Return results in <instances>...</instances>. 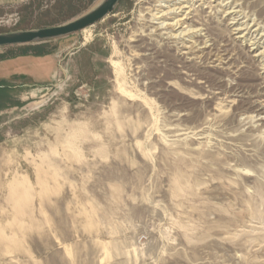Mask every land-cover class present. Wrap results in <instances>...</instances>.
<instances>
[{
    "label": "rangeland",
    "instance_id": "rangeland-1",
    "mask_svg": "<svg viewBox=\"0 0 264 264\" xmlns=\"http://www.w3.org/2000/svg\"><path fill=\"white\" fill-rule=\"evenodd\" d=\"M32 1L0 0V34ZM163 1L51 42L0 111V264H264V0Z\"/></svg>",
    "mask_w": 264,
    "mask_h": 264
},
{
    "label": "crops",
    "instance_id": "crops-1",
    "mask_svg": "<svg viewBox=\"0 0 264 264\" xmlns=\"http://www.w3.org/2000/svg\"><path fill=\"white\" fill-rule=\"evenodd\" d=\"M24 47L29 46L0 49V111L10 107L16 89L29 88L32 81L42 84L53 77L54 50L45 55L20 54L17 49Z\"/></svg>",
    "mask_w": 264,
    "mask_h": 264
},
{
    "label": "water",
    "instance_id": "water-1",
    "mask_svg": "<svg viewBox=\"0 0 264 264\" xmlns=\"http://www.w3.org/2000/svg\"><path fill=\"white\" fill-rule=\"evenodd\" d=\"M121 1L105 0L92 12L60 26L0 34V49L46 44L83 32L113 14Z\"/></svg>",
    "mask_w": 264,
    "mask_h": 264
},
{
    "label": "trees",
    "instance_id": "trees-1",
    "mask_svg": "<svg viewBox=\"0 0 264 264\" xmlns=\"http://www.w3.org/2000/svg\"><path fill=\"white\" fill-rule=\"evenodd\" d=\"M36 2L37 1L33 0L24 8L25 17L27 15L32 16V14L36 10H38L39 12L38 27L33 28L35 30L63 25L65 23L74 20V17H76L79 14V10L77 9L78 8L77 3H79L78 0H57L55 5L52 7V9L51 10L49 9L47 11H42L40 5L37 6ZM51 11H54L55 16L59 17L58 20H53L54 18H52ZM26 20L27 19L24 18L22 20V23H24ZM21 30L26 31V29H20L16 31L19 32ZM53 50L54 48L51 47V42L17 49V51H19L20 54L33 53L35 55L49 54ZM12 55L13 54H10V56Z\"/></svg>",
    "mask_w": 264,
    "mask_h": 264
},
{
    "label": "bare ground",
    "instance_id": "bare-ground-1",
    "mask_svg": "<svg viewBox=\"0 0 264 264\" xmlns=\"http://www.w3.org/2000/svg\"><path fill=\"white\" fill-rule=\"evenodd\" d=\"M195 0H164L163 2H165V5L163 7L165 8H169L171 7V5L175 6V4H179L180 7H177V8H174V9H170L169 8V12L168 13H161V15L159 14L158 16V19H163L165 18V16H172V15H176L179 14L180 12H186L185 10H188V11H191L192 8L195 6V3H194ZM197 1H202V2H206L207 0H197ZM200 3V2H199ZM161 6V5H160ZM162 7V6H161ZM187 11V12H188ZM181 14V13H180ZM190 15V14H189ZM192 15V14H191ZM232 15V14H231ZM187 17V16H185ZM233 20V19H232ZM236 20V19H235ZM181 21V20H180ZM180 23V22H179ZM177 24V23H175ZM238 24V22H237ZM173 24H167L166 27H171ZM164 26V25H163ZM247 28V27H246ZM240 29V28H239ZM257 31V30H256ZM189 32H192V33H197L196 30H190ZM245 32V31H244ZM187 33V32H186ZM182 34V32H181ZM185 34V33H184ZM247 36V35H246ZM262 45V44H261ZM264 51V50H263ZM264 53V52H262ZM259 56V55H258Z\"/></svg>",
    "mask_w": 264,
    "mask_h": 264
}]
</instances>
